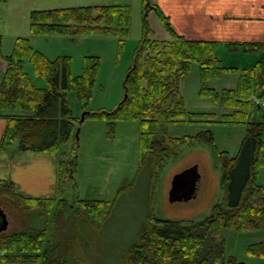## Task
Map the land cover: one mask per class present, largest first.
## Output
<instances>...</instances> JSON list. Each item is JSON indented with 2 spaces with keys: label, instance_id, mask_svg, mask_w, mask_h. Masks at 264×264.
I'll return each instance as SVG.
<instances>
[{
  "label": "trees",
  "instance_id": "16d2710c",
  "mask_svg": "<svg viewBox=\"0 0 264 264\" xmlns=\"http://www.w3.org/2000/svg\"><path fill=\"white\" fill-rule=\"evenodd\" d=\"M145 2L143 35L124 81L125 96L112 110H87L97 85L99 56H85L83 71L75 74L72 56L49 57L34 46L30 37H17L12 52L5 55L0 30V56L8 61L0 83V111L5 112L2 115L6 119L0 150L10 148L18 140L22 150L58 154L57 192L52 198L21 195L14 182L0 180V195L18 200L30 218L38 216L44 220L43 226L27 225L21 231L1 236L0 264H69L82 257L86 238L100 234L119 196L136 185L138 176L132 184L126 180L113 202L78 197L72 205L68 204V188L78 185L77 129L82 123L71 107V92L87 110L84 120L94 117L106 121L109 139L116 137L118 122H139L137 175L150 167V211L135 241L116 255L118 264H248L234 256L227 257L224 231H264V183L259 180L264 171V43H229V50L233 52L260 56L252 67L225 64V58L219 53V41L192 40L178 34L154 0ZM150 10L160 19L169 37H150L146 20ZM131 23V6L121 4L35 9L29 14L33 36L109 34L119 37V53L130 34ZM26 61L32 64L34 74L44 80L46 87L36 86L25 70ZM194 64L199 65L200 95L210 97L214 105L225 108L218 115L219 120L215 112L190 110L180 93L182 81ZM232 72L238 74L235 87L219 89L211 85L212 79ZM217 122L228 127H245L237 154L220 149L209 129L196 134L171 135L167 128L179 123ZM69 141L71 152L62 151V144ZM199 141L212 144L216 159L222 165L224 199L213 206L210 216L200 221L157 216L153 202L161 166L177 157L183 145ZM68 205L73 207V212L65 218ZM91 243L95 244V240ZM246 252L251 258L264 260V239L249 243Z\"/></svg>",
  "mask_w": 264,
  "mask_h": 264
},
{
  "label": "rangeland",
  "instance_id": "374dc122",
  "mask_svg": "<svg viewBox=\"0 0 264 264\" xmlns=\"http://www.w3.org/2000/svg\"><path fill=\"white\" fill-rule=\"evenodd\" d=\"M102 4L131 6L130 34L125 37L124 48L120 53L118 52L119 37L114 35L84 33L33 36L30 33L29 14L32 10ZM145 7V0H0V30L5 39L4 52L12 51L17 36L27 35L26 37L32 39L34 46L44 51L49 57L72 56L75 74H80L83 71L85 56H99L101 65L97 85L87 110H112L125 96L124 81L133 62L134 50L143 35ZM146 20L151 38L165 39L169 37V33L153 10L149 11ZM225 52L227 51L224 48L219 52L225 58V64L244 67L246 63L253 61L250 59L253 58L251 56L245 58L242 55L229 56ZM259 56V54L255 56L256 60ZM237 78L238 74L232 72L223 78L212 79L210 83L219 89L235 87ZM200 86L199 65L194 64L189 75L182 81L180 93L184 96L190 110L215 112L217 116H220L225 108L214 105L210 97L200 95ZM70 101L75 116L83 118V114L87 110H84L79 104L74 92L70 93ZM80 126L79 146L77 147L78 185L76 188L71 186L68 188L66 194V197L69 198L68 204L75 202L78 197L113 202L126 180L132 184L137 176L138 178L136 185L131 190L119 196L115 209L100 234L86 238L83 256L71 260L69 264H118L116 255L135 241L137 232L150 211L148 202L150 167L147 166L137 175L139 169V122L134 120L118 122L114 139L107 137L106 121L103 119L88 117L82 121ZM167 128L171 135L196 134L201 130L209 129L213 132L219 148L228 150L231 155L237 154L246 132L242 125L228 127L218 122L202 125L179 123ZM71 148V141L61 146L62 151L69 153ZM197 163H199L203 176L198 181L196 196L189 200L170 201L169 189L173 176ZM161 167L156 181L157 187L153 202V211L157 216L182 221H200L210 216L213 206L224 199V170L216 159L212 144L205 141L187 143L182 146L177 157L168 159ZM259 180L264 182V173L261 174ZM0 206L5 211L8 220L7 227L0 232V237L21 231L27 225L36 227L44 225V220L38 216L30 218V213L28 214L14 198L0 195ZM72 208H69L68 205L65 210V218L69 216L70 212H73ZM51 222L49 219V225ZM71 225L73 226V224ZM224 236L227 242V257L234 256L239 260L247 261L248 264L264 262V260L249 257L246 252L249 243L264 239V231L226 229ZM50 239L54 241L53 238ZM93 240H95V244L91 243ZM15 250H19L17 246Z\"/></svg>",
  "mask_w": 264,
  "mask_h": 264
},
{
  "label": "crops",
  "instance_id": "0c3cea01",
  "mask_svg": "<svg viewBox=\"0 0 264 264\" xmlns=\"http://www.w3.org/2000/svg\"><path fill=\"white\" fill-rule=\"evenodd\" d=\"M154 1L169 17L178 34L192 40L219 41L221 43L220 50L224 48L227 51L226 55L253 57L250 58L253 61L246 63L244 67H252L255 64L256 53L233 52L229 50L228 44L236 42L264 43V0ZM11 52H4V54L8 55ZM7 67V59L0 56V83ZM25 70L30 74L36 86L46 87L44 80L34 74L33 66L29 61L25 63ZM2 114L5 112L0 111V139L6 126V119ZM57 158L58 154L53 151L22 150L19 148V141L16 140L10 148L0 150V180L6 179L14 182L17 192L21 195L52 198L57 192ZM197 164L199 167V163ZM200 174L201 179L203 173L200 171ZM253 259L257 260V258ZM261 263L263 264V262Z\"/></svg>",
  "mask_w": 264,
  "mask_h": 264
},
{
  "label": "water",
  "instance_id": "95a60500",
  "mask_svg": "<svg viewBox=\"0 0 264 264\" xmlns=\"http://www.w3.org/2000/svg\"><path fill=\"white\" fill-rule=\"evenodd\" d=\"M84 120V114L82 121ZM81 126L77 129V138H79ZM201 177L198 164L189 166L176 173L172 179V185L169 190V199L172 202L189 200L196 196L198 181ZM7 215L0 206V232L7 227Z\"/></svg>",
  "mask_w": 264,
  "mask_h": 264
}]
</instances>
